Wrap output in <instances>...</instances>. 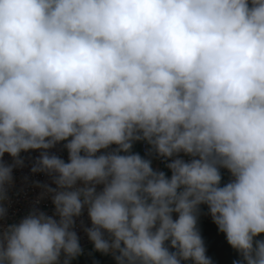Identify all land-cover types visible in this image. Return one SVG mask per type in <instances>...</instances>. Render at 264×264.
<instances>
[{
  "label": "clouds",
  "instance_id": "1",
  "mask_svg": "<svg viewBox=\"0 0 264 264\" xmlns=\"http://www.w3.org/2000/svg\"><path fill=\"white\" fill-rule=\"evenodd\" d=\"M30 150L50 183L0 264H71L85 213L115 264H213L201 205L264 264V0H0V220Z\"/></svg>",
  "mask_w": 264,
  "mask_h": 264
},
{
  "label": "built area",
  "instance_id": "2",
  "mask_svg": "<svg viewBox=\"0 0 264 264\" xmlns=\"http://www.w3.org/2000/svg\"><path fill=\"white\" fill-rule=\"evenodd\" d=\"M62 143L63 142H61V144H57L55 148L50 149L49 151L54 152L55 154L67 160V152L62 148ZM138 146H139V153L141 155H144L147 146L143 142H139ZM38 154H39V150H30L29 152L21 153V155L25 158V165L23 167L16 168L13 170L15 181L14 184L9 189L10 199L7 202V208H8L7 217L4 220H0V225L16 221L27 212L29 207L32 205L33 200L41 192L40 188H37L33 185V181L50 183L49 178L46 175L42 173L30 172L32 158L36 157ZM2 159L11 162V157L8 156L7 153L4 154ZM153 167L167 171L166 169H164V165L161 163L159 159H153ZM227 178H228L227 173H224V179L226 180ZM37 207L47 211L49 214H51L53 210L51 201L47 198L42 199L37 205ZM201 209L202 212L201 215L199 216L198 224H213L210 216L204 214L206 213V206L201 205ZM79 219H83L86 224L89 223L86 213L82 217L78 218V224H79ZM78 224L76 231L80 237L81 246L85 251L84 254L80 255L77 258L84 257L89 254L103 255L102 253L95 252L92 250V245L90 241H88L86 234L79 228Z\"/></svg>",
  "mask_w": 264,
  "mask_h": 264
},
{
  "label": "water",
  "instance_id": "3",
  "mask_svg": "<svg viewBox=\"0 0 264 264\" xmlns=\"http://www.w3.org/2000/svg\"><path fill=\"white\" fill-rule=\"evenodd\" d=\"M206 247V254L212 258L213 264H232L238 258L237 252L227 243L222 232L213 224H198ZM264 236V234H261ZM259 238V237H257ZM71 264H115L110 255H86L74 259ZM184 264H191L190 261Z\"/></svg>",
  "mask_w": 264,
  "mask_h": 264
},
{
  "label": "crops",
  "instance_id": "4",
  "mask_svg": "<svg viewBox=\"0 0 264 264\" xmlns=\"http://www.w3.org/2000/svg\"><path fill=\"white\" fill-rule=\"evenodd\" d=\"M139 142H136L133 146V151L139 152V146H138Z\"/></svg>",
  "mask_w": 264,
  "mask_h": 264
}]
</instances>
